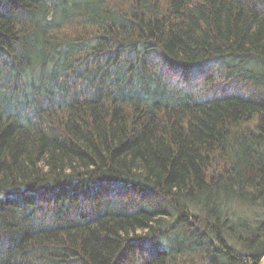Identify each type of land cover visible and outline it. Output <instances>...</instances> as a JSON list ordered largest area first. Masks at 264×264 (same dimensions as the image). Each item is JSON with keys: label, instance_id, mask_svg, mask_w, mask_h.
<instances>
[{"label": "trees", "instance_id": "16d2710c", "mask_svg": "<svg viewBox=\"0 0 264 264\" xmlns=\"http://www.w3.org/2000/svg\"><path fill=\"white\" fill-rule=\"evenodd\" d=\"M264 0H0V264H260Z\"/></svg>", "mask_w": 264, "mask_h": 264}, {"label": "water", "instance_id": "95a60500", "mask_svg": "<svg viewBox=\"0 0 264 264\" xmlns=\"http://www.w3.org/2000/svg\"><path fill=\"white\" fill-rule=\"evenodd\" d=\"M260 264H264V257H263V259H262V261H261V263Z\"/></svg>", "mask_w": 264, "mask_h": 264}]
</instances>
